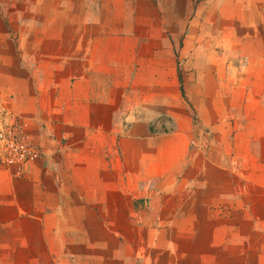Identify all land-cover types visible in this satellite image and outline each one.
<instances>
[{
	"label": "rangeland",
	"instance_id": "obj_1",
	"mask_svg": "<svg viewBox=\"0 0 264 264\" xmlns=\"http://www.w3.org/2000/svg\"><path fill=\"white\" fill-rule=\"evenodd\" d=\"M150 1L158 9V17L154 12L155 8L140 7L128 10L133 14L136 13L140 20L137 34L143 36L137 38L139 43L137 45L136 38L129 36L133 34V30L130 31L129 26L127 28L123 25L118 26L117 24H123L122 19L111 20L109 16L111 7L104 5L102 18L105 31L100 37L103 42L101 54L103 62L93 66L98 71H95L98 73L97 79L88 76L82 79L73 78L78 74L69 71L70 66H73V69L82 66L80 62L85 55L83 46L71 48L75 57L69 67L63 63L47 61L19 63L17 33L10 31L9 36L0 34V129H7L14 122L21 123L24 135L39 151L37 159L29 163L8 165L0 162V169L10 175L20 174L43 158V148H41L43 146L30 134L26 116L14 113L15 99L10 92L16 94V88L20 90L23 87L25 92H29L27 98L33 109L29 115L33 114L35 117L33 120L36 127L34 129H37L35 134L41 132V126L47 130L46 122L42 120L46 115L43 109L45 111L50 109V116H56L58 121L62 115L61 123L65 120L66 123L80 124L81 120L87 119L84 116L91 120V114L85 108L90 107V104L102 105L104 112L102 117H98V121L103 120L104 124L109 126L98 130L97 137L103 136L105 141L108 139L111 142L113 136L120 140L135 136L136 140L132 142L131 149L135 155L137 154V158H127L123 154L124 144H121L118 148L119 159L117 153L114 154L113 161L106 159L109 170L102 171L88 163L87 166H90L84 167L85 162L80 161L82 157L79 155L82 153L80 145L73 148L71 154L78 153L79 156L73 159L71 156L69 161L71 166L69 162L67 163L70 166V173L66 178L70 179L71 175H75L71 187L74 194H80L82 185L87 186L88 190L99 188L96 176L93 175L97 169L106 178L108 173L115 172L114 176L119 178L121 186L127 185L128 180H132L141 184L140 187H152L155 191H160L155 188L158 186L155 183L160 182L159 173L168 172V177L163 183L167 185L169 196L176 191L177 185L178 189L182 185L176 180L178 176L180 178L182 176L184 182L195 181L197 185L226 182L230 188L222 199L230 196L228 201L233 202V207L228 214H231V223L234 222L235 225L240 223L241 235L230 234L229 244L227 238L229 234H227L225 238L219 239L218 243L222 241L224 246L229 249L231 247L233 251L242 239V242L244 240L242 251L247 249L248 264H264V0ZM43 4L44 13L49 10L57 13L55 17L57 24L64 23L67 18L66 24L72 25L75 29L82 25L79 2L72 6L68 17L62 2L52 4L47 0ZM128 11L126 9L123 12L125 14ZM237 16L239 18V24L237 23L235 27L237 30L230 35V21ZM49 18L51 17H48V14L33 18L28 12V15L23 16L10 14L5 16L4 21L7 25L13 26L32 22L53 24ZM224 20L227 22L225 23ZM255 21L260 24L257 32L253 26H250ZM209 27L216 29V36H211ZM123 28L125 34L119 32ZM256 33L260 37L250 41L239 38L240 35L253 36ZM80 34L79 31L57 34V43L60 39L62 45L60 50L57 46V55L60 52L61 55L64 53V40L72 38L73 43L79 44ZM211 43L209 48L208 45ZM194 47L200 49L194 53ZM49 50L42 49L39 54L44 56ZM88 53L94 57L95 49L89 48ZM192 56L200 60L204 59L206 63L195 64L191 59ZM209 59L213 63L216 75L222 79V87H234L238 93V95L234 93L231 97L228 93L225 94L223 100L229 101L230 105L228 102L227 104L230 111L228 115L225 113L224 118L241 119L237 124H229L227 121L225 125L214 126L215 135L210 137L218 143L217 145L224 147L222 153H227L226 165L231 170L230 174L216 171L213 172L217 174L215 179L202 178L203 182H201L198 175L190 174L195 173L199 164L206 163L200 156L205 155L204 141L195 142V137L199 133L198 127L195 126L200 123V117L221 118V103L219 100H213L208 107L200 104L195 99L200 97V92L191 85L190 75L198 68L206 71ZM5 68L10 70L13 78L3 74ZM21 69L28 70L31 75L29 74L28 78H19L16 71H22ZM204 83L206 84L205 80ZM242 89L250 93L248 100L243 102L239 94ZM3 92L8 95L2 94ZM15 97L19 100L17 96ZM233 104L238 106L241 104V108ZM36 119L39 121L37 122ZM238 127L240 136L236 135ZM200 131H202L201 127ZM144 135L147 136L145 141L142 138ZM115 145L117 144H114V151ZM68 148L72 149L71 146ZM162 157L166 159H157ZM211 173L205 175L209 176ZM22 177L23 175L17 179ZM22 179L24 182L28 180L24 177ZM44 180L45 183L49 182L46 176ZM24 182H17L13 193L0 192V223L13 218L17 212V209L4 207V204L13 203L17 198H21L26 205L30 204L31 195L37 198L36 189L33 188L32 191V186L29 187ZM205 189L203 193L209 198L210 193ZM99 199L105 200L103 197ZM107 199L112 197L109 196ZM107 208L112 215L111 207ZM34 210L39 215V210L36 208ZM53 211L50 210V213ZM55 213L53 216H44V232L47 235H35L36 231L32 230L33 221L27 217L22 219L25 226L21 229V234L23 232L24 235H16V227L6 231L4 226L0 225V264H136L135 251L143 245V241L138 240L137 235L131 237V242L119 244L114 235H109L105 238L104 245H101L100 235H90L88 230L87 235H81L80 231H76L75 227L81 226L79 219L72 222L74 229L72 235H63L60 226L53 224L49 226L50 219L54 221L57 217L63 218L60 212ZM55 229L58 231L54 234L50 232ZM6 232H11L13 235H6ZM130 236L128 235L127 239ZM118 251L127 255H118ZM71 257L77 262L72 263Z\"/></svg>",
	"mask_w": 264,
	"mask_h": 264
},
{
	"label": "crops",
	"instance_id": "obj_2",
	"mask_svg": "<svg viewBox=\"0 0 264 264\" xmlns=\"http://www.w3.org/2000/svg\"><path fill=\"white\" fill-rule=\"evenodd\" d=\"M45 1L47 0H0V34L9 36L8 33L10 31L17 33V50L20 53L17 59L19 63L27 64L47 61L49 63H63L66 67H69L75 57L71 48L85 47L84 59L80 62L82 66L74 69L73 66H70L69 68L71 73L78 74L77 77L73 76V78L80 79L87 76L89 78H98V73H95L96 70L93 66L94 64L103 62V57L101 56L103 53V42H101L100 37L105 31L102 18L104 5L111 7V13L109 14L111 20L121 21L122 19L123 22L121 23L123 24L117 25H123L125 28L129 26L130 31L133 30V34H129V36L131 35L136 38V45L138 43L137 38L143 36L137 34L139 32L140 20L136 13L133 14L128 10L140 7L147 9L155 8L156 11L154 12H156L157 17L159 16L158 9L150 0H50L52 4L62 2L64 11L65 13L67 12L66 17L71 13L72 6L79 2L83 20H81L82 25L75 29L72 25L66 24L67 18L64 23L57 24L55 22L57 13L55 14L54 10L44 13L43 2ZM126 9L128 12L124 14L123 11ZM119 11H122V13ZM28 12H30V16L33 18L38 15L48 14V17H51L49 18L51 23L54 25L32 22L13 26L7 25L4 21L5 16L10 14L23 16L28 15ZM233 20L230 21V35H233L234 31L236 32L237 28L235 27L237 23L239 24L238 16ZM224 22L226 23L227 21L224 20ZM259 25V22L255 21L250 26H253L255 32H257ZM77 31L81 33L80 41H78L79 44L73 43L72 38H68L63 41V55L60 54L61 52L57 55V46L58 50H60L62 45L60 44V39L57 43L56 35L60 33L68 34L69 32L76 33ZM209 31L211 36L217 35L216 29L210 28ZM119 32L125 34L126 31L123 28ZM253 36L245 34L240 35L239 38L250 41L260 37L257 33ZM211 45L212 43L208 47L210 48ZM89 48L95 49L94 57L88 53ZM42 49H50L51 52L49 50L44 56H41L39 53ZM199 49L200 47H194V53ZM60 56L61 59H59ZM191 59L195 64L199 62L206 63L204 59L200 60L198 57L192 56ZM2 62L6 63L4 60ZM21 70L16 71V74L19 75L18 77L28 78L29 71ZM9 71L5 68L3 74L8 78H13ZM48 74L50 73L48 72ZM190 76L192 77L191 85H194L200 92V97L195 98L200 104L208 107L213 100H219L221 103V118L209 119L207 117V119H202L200 117V123L198 122L197 126L194 125L198 127L199 131V136L198 134L196 135L195 142L204 141L205 155L200 156L206 163L199 164L195 173L190 174L198 175V178L203 182L202 178L215 179L217 174L215 173V175L213 172L221 171L225 172V174H230L231 172L230 168L226 165L227 153H222L224 147L217 145L218 143L210 139V137L215 135L214 126L225 125L227 121L229 124H237L238 120L241 119L224 118L225 113L228 115L230 111V107L228 106L229 101L223 100L226 97L225 94L228 93V96L231 97L234 93L237 95L238 93L234 87H222V79L216 75L210 59L207 61L206 71H201L198 68ZM203 80H205L206 84H203ZM16 91V94L10 92V94L14 95L13 99H15L14 113L26 116L25 120L28 122L30 134L34 137L32 138L43 146L41 147L43 148V158L29 169L23 170L20 174L10 175L7 171L0 169V192L10 191L13 193L15 185H17L16 183H19V181L24 182V179H22L24 177L28 179L24 183L29 187L32 186V191L35 188L37 193V198L31 195L30 204L24 205L23 200L17 198L15 202L3 205L4 207L10 206L17 209L13 218L0 223L6 231L11 227H16V235H24L23 232L21 234V229H24L25 226L22 223V219L27 217L33 221L32 230L33 232L36 231L35 235H47L44 232V216H53L58 211L63 218L59 219L57 217L53 221L49 217V226L51 224L60 226L63 235H72V222L75 219H79L81 225L79 228L75 227L76 231H80L81 235H87V230L90 232V235H100L101 245H104L105 238L109 237V235H114L118 244L125 243L126 241L131 242V237L137 235L139 237L138 240L143 241V245L135 251L136 264H248L247 249L243 248L244 250L242 251L244 240L242 242V239H240L239 245L233 250L234 253L231 247L229 249L227 246H224L222 241L218 243V240L223 237L225 238L227 234H229L227 238L232 234L237 235L239 233L241 235V231H239L240 223L236 225L233 224L234 222L231 223V214H228V211L233 207V202L228 201L230 196H227L226 199L224 197V200L222 199V196L226 195L230 188L226 182H208L205 185H197L195 181L184 182L183 177L181 176L180 178L178 176L176 180H179L182 185H180L179 189L177 185L176 191L169 196L167 185L165 186L164 184L166 183H163L169 173L161 172L158 178L160 182L155 183L158 185L155 188L157 187L160 191H155L152 187H140L141 184L132 180H128L127 185L121 186L119 178L114 176L115 172L108 173V178H106L100 170H109L106 159L113 161L115 158L114 154L117 153V158L119 159L118 148L121 144H124L123 154L127 158H137V154L135 155V152L131 149L132 142L136 140V137L120 140L118 137L113 136L111 137V142L108 139L105 141L103 136L102 138L97 137L98 130L109 126V124L105 125L103 120L98 121V117L103 116L102 105L90 104V107L85 108L87 112H90L91 120H88V117L84 116L87 119L81 120L80 124L73 122L66 123L65 120L61 123L60 118L62 115H60L58 121L56 116H50V109L47 111L43 109L46 115L42 120L46 122L47 130L41 126V132L38 135L34 133L37 130L34 129L36 127L33 124L35 117L33 114L29 115L33 112L32 105H30V101L27 98L29 92H25L23 87L20 90L16 88ZM2 94L8 95V93L4 92ZM239 94L241 95L240 100L243 102V100H248L247 98L250 93L242 89L239 91ZM233 106L241 108V104L240 106L233 104ZM94 117L96 118L93 120ZM239 117L237 116V118ZM200 127L202 131H200ZM237 129L236 135L240 136L239 127ZM142 138L145 141L147 136L144 135ZM61 142H63V147L61 146ZM114 144H117V146L115 145V151ZM79 145L82 152L79 154L82 156L80 157V161L85 162L84 167L92 165L100 170L98 171L97 169L94 172L95 174H93L96 176L99 188L96 187L95 189L88 190L87 186L82 185L81 192L78 195L74 194V191H71L72 179L75 175H71L70 179H67L66 176L70 173L71 162L69 161L71 156L72 159L75 156H79L78 153L75 155L71 154L72 150ZM68 146H71L72 149L70 150ZM162 158L157 159H166ZM68 162L70 166L67 165ZM87 163L90 165L87 166ZM98 164L99 167H97ZM112 170H114V166H112ZM208 172L212 173L209 176L205 175ZM22 175L21 179H17V177ZM44 176L47 177L48 183H45ZM34 181L37 182L34 183ZM163 186L164 188H162ZM204 189L207 193H210L209 198L205 197L203 193ZM109 196L112 199H107ZM100 197H103L105 200H100ZM115 198H120V200H115ZM108 206L111 207L112 215H110ZM34 208L39 210V215ZM104 208L107 209L104 210ZM52 209L54 211L50 213ZM221 214L222 216H220ZM55 231H58V229L51 230L50 232L54 234ZM245 234L247 235V233ZM6 235L13 234L6 232ZM128 235H131L129 239H127ZM230 238H228L229 244ZM117 254L127 255L125 252L122 254L121 251H118ZM73 257H71L70 261L72 260V263L77 262Z\"/></svg>",
	"mask_w": 264,
	"mask_h": 264
},
{
	"label": "built area",
	"instance_id": "obj_3",
	"mask_svg": "<svg viewBox=\"0 0 264 264\" xmlns=\"http://www.w3.org/2000/svg\"><path fill=\"white\" fill-rule=\"evenodd\" d=\"M39 151L27 139L22 124L14 122L7 129H0V162L2 164L29 163L37 159Z\"/></svg>",
	"mask_w": 264,
	"mask_h": 264
}]
</instances>
